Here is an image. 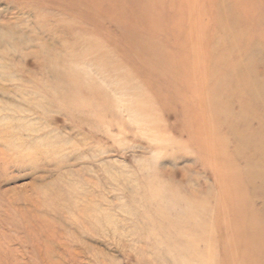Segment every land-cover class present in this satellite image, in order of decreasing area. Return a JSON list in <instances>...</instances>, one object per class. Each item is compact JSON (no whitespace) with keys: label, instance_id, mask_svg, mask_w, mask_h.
<instances>
[{"label":"rangeland","instance_id":"1","mask_svg":"<svg viewBox=\"0 0 264 264\" xmlns=\"http://www.w3.org/2000/svg\"><path fill=\"white\" fill-rule=\"evenodd\" d=\"M0 264H264V0H0Z\"/></svg>","mask_w":264,"mask_h":264}]
</instances>
